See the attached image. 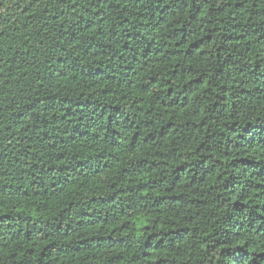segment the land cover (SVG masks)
Returning <instances> with one entry per match:
<instances>
[{"label":"trees","instance_id":"16d2710c","mask_svg":"<svg viewBox=\"0 0 264 264\" xmlns=\"http://www.w3.org/2000/svg\"><path fill=\"white\" fill-rule=\"evenodd\" d=\"M0 264H264V0H0Z\"/></svg>","mask_w":264,"mask_h":264}]
</instances>
